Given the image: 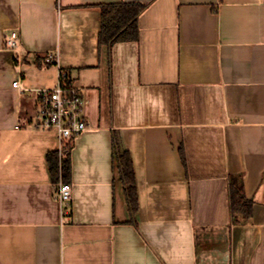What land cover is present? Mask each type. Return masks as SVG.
<instances>
[{
    "label": "crops",
    "instance_id": "obj_1",
    "mask_svg": "<svg viewBox=\"0 0 264 264\" xmlns=\"http://www.w3.org/2000/svg\"><path fill=\"white\" fill-rule=\"evenodd\" d=\"M114 3L146 9L138 40L109 49L101 6ZM63 68L88 124L66 207L48 161L58 134L33 124ZM233 177L248 221L231 214ZM0 264H264V0H0Z\"/></svg>",
    "mask_w": 264,
    "mask_h": 264
},
{
    "label": "trees",
    "instance_id": "obj_2",
    "mask_svg": "<svg viewBox=\"0 0 264 264\" xmlns=\"http://www.w3.org/2000/svg\"><path fill=\"white\" fill-rule=\"evenodd\" d=\"M145 9L146 6L139 3L102 5V26L99 34L100 46L110 49L117 43L136 42L139 38L138 20ZM62 71L70 74L68 69L63 68ZM69 82L72 83V79ZM71 150L72 146L69 148V153L65 159L60 158L59 152L48 156L52 180L57 186L60 183L70 184L72 181ZM114 150L119 179L125 186L129 209L131 213H134L138 204L132 160L130 154L122 149L117 137L114 138ZM182 159L184 161V156H182ZM230 203L231 214L235 219L238 216H241L244 221L251 219L253 202L247 199L245 195L242 177H233L230 180Z\"/></svg>",
    "mask_w": 264,
    "mask_h": 264
},
{
    "label": "built area",
    "instance_id": "obj_3",
    "mask_svg": "<svg viewBox=\"0 0 264 264\" xmlns=\"http://www.w3.org/2000/svg\"><path fill=\"white\" fill-rule=\"evenodd\" d=\"M6 49L18 53L17 32H12L7 37ZM45 64L56 65L55 57L48 56ZM71 79V75L61 69L56 87L36 92L38 112L33 124L38 129L57 132L60 154H68L75 138L88 130V124L83 115L84 98L73 81L69 82ZM14 86H20V82H15ZM57 197L63 207L69 206L73 200L72 185L60 183L57 188Z\"/></svg>",
    "mask_w": 264,
    "mask_h": 264
},
{
    "label": "rangeland",
    "instance_id": "obj_4",
    "mask_svg": "<svg viewBox=\"0 0 264 264\" xmlns=\"http://www.w3.org/2000/svg\"><path fill=\"white\" fill-rule=\"evenodd\" d=\"M66 156H67V154H66V153L60 154V158H62V159H65V158H66Z\"/></svg>",
    "mask_w": 264,
    "mask_h": 264
}]
</instances>
